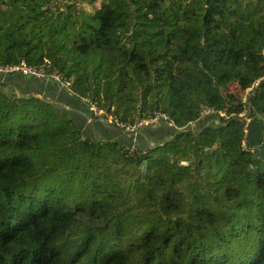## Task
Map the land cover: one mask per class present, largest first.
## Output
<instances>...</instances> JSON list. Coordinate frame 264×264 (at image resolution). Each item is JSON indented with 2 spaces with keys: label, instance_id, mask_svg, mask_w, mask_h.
<instances>
[{
  "label": "trees",
  "instance_id": "obj_1",
  "mask_svg": "<svg viewBox=\"0 0 264 264\" xmlns=\"http://www.w3.org/2000/svg\"><path fill=\"white\" fill-rule=\"evenodd\" d=\"M22 63L43 76L0 71V264H264V0H0ZM63 94L173 132L86 137Z\"/></svg>",
  "mask_w": 264,
  "mask_h": 264
},
{
  "label": "crops",
  "instance_id": "obj_2",
  "mask_svg": "<svg viewBox=\"0 0 264 264\" xmlns=\"http://www.w3.org/2000/svg\"><path fill=\"white\" fill-rule=\"evenodd\" d=\"M44 88L42 91H50L53 95H49L50 98L56 99L59 93L62 91L60 85L44 83ZM64 95V94H63ZM65 96V95H64ZM65 104L64 108L73 116L75 121L81 127V131L86 137L99 138L101 140H116L125 146H133L136 143L139 146L145 147L147 145H152L158 143L159 141L169 137L173 130L171 129V124L165 121H158L155 125L151 127H143L138 133V131L133 133L122 132L117 129L111 122L103 120L101 118L95 117L91 114V107L81 103L79 101L73 100L67 95L64 97ZM70 100V101H68ZM138 133V134H137ZM137 134V135H136ZM258 132L256 125L250 121L248 126V137L249 139H256ZM139 135V136H138ZM256 136V137H255Z\"/></svg>",
  "mask_w": 264,
  "mask_h": 264
},
{
  "label": "built area",
  "instance_id": "obj_3",
  "mask_svg": "<svg viewBox=\"0 0 264 264\" xmlns=\"http://www.w3.org/2000/svg\"><path fill=\"white\" fill-rule=\"evenodd\" d=\"M0 71L3 72V73H12V72H16L17 71V72H20L21 74H24V75H29V74L34 73V70L29 68L28 66H26L24 63H22L20 65L0 67ZM41 75L43 76V72H42ZM49 79L55 80L56 82L59 83V85H62V86H65V85L68 84L66 82L62 83L61 79L55 74H51L49 76ZM243 98H245V96ZM91 109L94 110V106L93 105H91ZM207 112H208V109H206L202 113V115H204ZM94 114H97V113H94ZM161 116L163 118H166L165 114H161ZM155 120H156V118L148 119V120L138 122L137 124L132 125V126H128V127H123V124L121 122L119 123L117 120L115 122H117L116 124L119 127H121V128L123 127L124 130L127 131L128 133H134L135 134V132L138 130L137 128H139L142 124L148 125V124L152 123ZM129 148L131 149L132 146H129Z\"/></svg>",
  "mask_w": 264,
  "mask_h": 264
},
{
  "label": "rangeland",
  "instance_id": "obj_4",
  "mask_svg": "<svg viewBox=\"0 0 264 264\" xmlns=\"http://www.w3.org/2000/svg\"><path fill=\"white\" fill-rule=\"evenodd\" d=\"M79 5L82 6L83 8H85V9L88 10V11H91V9H92V6H91L90 4H88L87 2H85V1L80 2ZM94 5L97 6V5H98V2L96 1ZM175 66H177V68L181 69V70H178V71H177L178 73H180V72L183 71V69H182V67H181V66H182L181 64H178V65H175ZM3 67H5V66H3ZM28 67L34 70V73H32V74H30V75H34V76H36V77H42V75H41L42 72H41L40 70H37V69H35L34 67H31V66H28ZM6 80H7V83L9 84V87H11V86L13 85V82H11V80H8V79H6ZM61 82H62V83H65L66 81L61 80ZM7 83L4 82L5 85H6ZM8 84H7V85H8ZM61 86H62V85H61ZM6 89L8 90V88H6ZM232 90H234L235 92H238V93L241 95V97H244V96H245V93H246V92L238 91V89H235V88H233ZM14 91L16 92L17 89H14ZM40 92H45V91H40ZM46 98H49V97L46 96ZM54 102H57L56 99H54ZM57 103H59V102H57ZM92 112H93L92 114H94V113H97V114H102V113H104V111H99V110L97 109V107H95V106H94V110H92ZM94 115H96V114H94ZM104 120H107L108 122H109V121H114V122H115L117 119H116L115 117L111 116V115H108L107 118L104 119ZM157 120H158V119H157ZM118 122H119V121H118ZM119 123H120V122H119ZM125 132H127V131H125Z\"/></svg>",
  "mask_w": 264,
  "mask_h": 264
}]
</instances>
